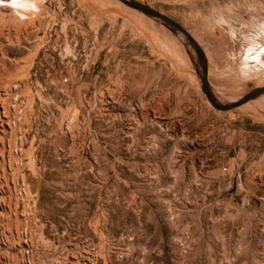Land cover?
Segmentation results:
<instances>
[{"label": "rangeland", "instance_id": "rangeland-1", "mask_svg": "<svg viewBox=\"0 0 264 264\" xmlns=\"http://www.w3.org/2000/svg\"><path fill=\"white\" fill-rule=\"evenodd\" d=\"M27 1L0 11V264H264V98L208 105L119 0ZM135 1L224 102L264 85V0Z\"/></svg>", "mask_w": 264, "mask_h": 264}, {"label": "water", "instance_id": "water-1", "mask_svg": "<svg viewBox=\"0 0 264 264\" xmlns=\"http://www.w3.org/2000/svg\"><path fill=\"white\" fill-rule=\"evenodd\" d=\"M121 3L140 11L141 13L148 15L152 18L160 20L163 25L169 29L173 33H179L181 36L184 37L187 45L193 50L194 52V59L192 60L195 73L197 74L198 81H199V88L203 93L205 99L209 102V104L217 109V110H229L240 104L253 99L254 97L258 96L259 94L264 92V85L256 86L251 88L247 93L241 95L234 101L230 102H221L215 98L211 89L209 87V83L207 80V64L206 58L202 48L199 44L195 41V39L188 33V31L183 28L179 23L175 20L170 18L169 16L157 11L154 8H151L141 2L135 0H119Z\"/></svg>", "mask_w": 264, "mask_h": 264}, {"label": "bare ground", "instance_id": "bare-ground-1", "mask_svg": "<svg viewBox=\"0 0 264 264\" xmlns=\"http://www.w3.org/2000/svg\"><path fill=\"white\" fill-rule=\"evenodd\" d=\"M22 2H24V3H26V4H29V2L27 1V0H22ZM6 3H8V0H0V11L4 8V6L5 5H8V4H6ZM31 3V2H30ZM30 5V4H29ZM36 8H37V6H36ZM5 9V8H4ZM3 9V10H4ZM9 9H11V8H9ZM31 9V8H30ZM26 9H21V10H19V15H17V14H15L14 13V11L13 10H11L12 12H13V14L15 15V17L17 16V18H18V16L20 17L23 13H27V10L25 11ZM29 10V9H28ZM29 13V12H28ZM2 15V13L0 12V16ZM14 17V16H13ZM15 19V18H14ZM19 19V18H18ZM2 20V19H1ZM262 34H263V36H264V28H263V30H262ZM252 41H253V38H252ZM256 42V41H255ZM254 42V43H255ZM258 43V42H257ZM262 45V44H261ZM264 46V45H263ZM262 47V46H261ZM191 49V48H190ZM263 49V48H262ZM192 50V49H191ZM193 51V50H192ZM253 51V50H252ZM254 52V51H253ZM248 53H250L249 51H248ZM256 53H257V51H256ZM249 55V54H248ZM254 59H257L256 57H255V55H254V57H253ZM246 59H250L249 57L248 58H246ZM252 61H254V60H252ZM246 63V62H245ZM254 64H255V61H254ZM254 66V65H253ZM250 67V66H249ZM213 95L215 96V98L217 99V100H219V101H221V102H224V100H222V98L221 97H219L218 95H217V93L214 91V93H213ZM261 97H263L264 98V92L263 93H261V94H259L258 96H256V97H254L253 98V100H256V99H259V98H261ZM252 100V101H253ZM263 99H261V101H262ZM207 104L209 105V103L207 102Z\"/></svg>", "mask_w": 264, "mask_h": 264}, {"label": "clouds", "instance_id": "clouds-1", "mask_svg": "<svg viewBox=\"0 0 264 264\" xmlns=\"http://www.w3.org/2000/svg\"><path fill=\"white\" fill-rule=\"evenodd\" d=\"M8 6H10L13 9L14 13L17 15H19V10L21 9L35 7L34 4L29 5V4L22 2V0H8Z\"/></svg>", "mask_w": 264, "mask_h": 264}]
</instances>
